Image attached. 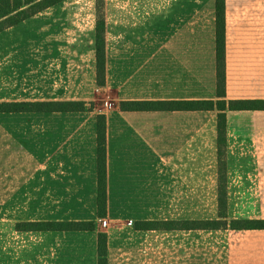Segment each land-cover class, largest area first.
Returning a JSON list of instances; mask_svg holds the SVG:
<instances>
[{
  "label": "crops",
  "instance_id": "crops-1",
  "mask_svg": "<svg viewBox=\"0 0 264 264\" xmlns=\"http://www.w3.org/2000/svg\"><path fill=\"white\" fill-rule=\"evenodd\" d=\"M226 98L264 100V0H226ZM63 0L0 32V104L104 100L107 217L98 214V113L0 111V264H264V109H122L218 100L216 0ZM26 34L29 38H26ZM99 230L35 229L89 222ZM191 221L206 225L192 228ZM151 223L136 227V223Z\"/></svg>",
  "mask_w": 264,
  "mask_h": 264
},
{
  "label": "trees",
  "instance_id": "trees-1",
  "mask_svg": "<svg viewBox=\"0 0 264 264\" xmlns=\"http://www.w3.org/2000/svg\"><path fill=\"white\" fill-rule=\"evenodd\" d=\"M46 1L38 9H32L35 2ZM63 0H0V32L18 24L38 12ZM29 5V7H28ZM28 7V8H27ZM225 18L226 0H217V94L218 100H187V101H128L123 106L126 109H168V110H219L220 154H223V134L226 127L228 110L264 109V100H229L226 98V59H225ZM105 20L100 14L97 30L98 82L105 83L106 38ZM88 102L85 101H37L23 103L0 104V111L9 112H53V111H85ZM107 206V140L106 122L103 115L98 116V214L106 217ZM27 227L35 229L57 230H94V222H48L28 223ZM206 225L197 221L194 227ZM245 227L263 228L264 221H245ZM107 234L99 233V264H108Z\"/></svg>",
  "mask_w": 264,
  "mask_h": 264
},
{
  "label": "rangeland",
  "instance_id": "rangeland-1",
  "mask_svg": "<svg viewBox=\"0 0 264 264\" xmlns=\"http://www.w3.org/2000/svg\"><path fill=\"white\" fill-rule=\"evenodd\" d=\"M45 3H46V1H41L38 4H37V2H35L32 9H38V7H41ZM28 7H29V5H28ZM98 12H99V15L101 14L103 16V18H104L103 0H98ZM226 12H227V7H226ZM98 18H99V16H98ZM215 26H216V32H217V0H216V24H215ZM225 27L227 28V13H226V18H225ZM226 28H225V34H226ZM97 30H98V23H97V27H96V44H95L96 47H97ZM105 33H106V28H105ZM25 36H26V38L27 37L29 38L28 34H26ZM105 36H106V34H105ZM217 39L218 38H217V35H216V54H217ZM226 50H227V43L225 45V59H226ZM105 51H106V46H105ZM96 66L98 67V58L96 59ZM216 67H217V59H216ZM98 87H99V89L96 91V96H101V98H102L103 94L104 93L106 94V92H104L105 87H106V61H105V83L104 84H100L98 82V68H97V87L96 88H98ZM123 103L124 102L121 103V107H122V109H126V108H124ZM9 104H12V102H9ZM111 106H112V109L110 107L106 106V102L104 100H101L99 102L90 101L87 104V108H89L88 110L95 111L99 115H103L104 117H105V114H106L107 110H115V106L113 104H111ZM126 110H129V109H126ZM144 110H150V109H144ZM164 110H168V109H164ZM85 111H87V110H85ZM53 112H71V111H53ZM97 148H98V134H97ZM107 213H108V211H107ZM106 217H107V215H106ZM93 222H94V230H99L100 229V223H101L100 220L98 222H95V221H93ZM196 222L197 221H191L189 225L192 228H195L193 226V224H195ZM150 224L151 223L147 224V223H143V222H138V223H136V227L143 228V227H145L147 225H148V227H150ZM101 233H103V232H101ZM104 234H107V233H104ZM107 243H108V240H107ZM98 246H99V236H98ZM108 256H109V251H108V254H107V258H108ZM99 259H100V256H99Z\"/></svg>",
  "mask_w": 264,
  "mask_h": 264
}]
</instances>
